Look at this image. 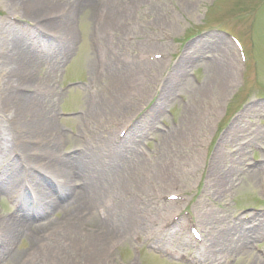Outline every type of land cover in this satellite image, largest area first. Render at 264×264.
<instances>
[{
  "label": "bare ground",
  "instance_id": "bare-ground-1",
  "mask_svg": "<svg viewBox=\"0 0 264 264\" xmlns=\"http://www.w3.org/2000/svg\"><path fill=\"white\" fill-rule=\"evenodd\" d=\"M7 2L12 9L19 10V13L27 18L45 13L32 19L29 27L32 28L33 24L38 23L35 25H40L48 32V36L38 35V41L50 39L55 42L56 46L53 49L57 50L56 57L60 61L56 59L54 62L51 52L41 53L38 46H27L23 43L24 35L20 31L12 34L10 40L9 26L14 27L13 23L10 22L6 28L5 26L0 28L3 30L0 32V195L6 194L19 201L18 207L12 212L0 215V255L4 259L1 264H109L113 256L110 255L108 244L120 236V232L129 234L131 230L144 231L142 223H139L141 213L144 215V211L146 214L154 209L151 205L153 194L148 192L146 179L156 178L163 187L168 186L170 182L166 167L160 168V163L159 167L146 165L144 158L137 155L135 152L137 134L162 118L165 106L175 103L171 93L177 88L178 83L183 86L182 88L200 95L209 89H216L217 96L227 92L233 83L236 61H223L220 68L210 63L197 65V62L192 60V53L186 52L176 61L173 68H167L163 66L164 64L161 67L156 65L157 75L163 71L165 73L166 70L169 74L165 76L167 83L155 85L153 82L156 78L155 73H144L142 61L132 63L129 71L123 64L120 72L115 74L112 68L115 62L121 63V59L119 61L109 56L111 59L107 61L98 60L91 49L98 37L95 38L89 33L86 50L80 56L82 61L86 59L90 72H93L96 66L109 72L104 78L103 87L105 91L103 93L108 99L105 96H96L94 100L85 101L88 115L83 119L80 116L75 119L82 120L85 125L90 120H97L94 121L96 125L92 131H81L76 138H70L55 129L54 116H51L48 105L50 101L45 99L47 96L51 97L49 92L53 89L52 77L48 75L39 80L37 70L43 64L57 70L67 58L71 45L77 40L76 35H71L73 17L90 8L93 18L97 20L96 10L100 9L101 18L104 20L100 29L101 34L105 35V29L115 26V20L119 15L124 14L126 8L136 0H126L122 6L113 3V0H7ZM184 7L188 10L190 5L184 3ZM9 44L11 49L8 47ZM134 46L138 49L149 45L141 39L137 40ZM191 48L197 52L204 49L199 43ZM210 48L217 51L219 45ZM210 48L207 47L205 50ZM109 50L108 44L107 51ZM95 60H98V63L95 64ZM188 66H198L201 70L210 72L206 79L212 78L213 82H205L201 89L194 87L182 74L184 68ZM154 86H157L156 99L136 118L135 114L145 105L148 92L155 89ZM190 108L189 105L183 106L181 112V122L187 126L197 121V118L192 116ZM125 114L129 117L134 116L133 125L126 135L116 139L115 129L110 128L109 119L124 117ZM87 117L89 118L86 119ZM80 126H83L82 123ZM178 129L173 128L168 133L161 134L162 143L182 139L186 130L182 132ZM241 129L240 120L233 121L227 133L220 139L219 146L214 149L207 166L206 185L203 191L209 199L222 196L230 181L240 172L246 173L248 180L260 177L258 168L264 166V163L252 165L247 170L242 167L241 158L247 154L250 140L237 147L239 151L237 157L232 159L229 165L233 169L228 171L229 161L222 148L228 144L233 145ZM256 131L257 135L254 138H264V129ZM9 133L13 139H10ZM61 143L62 146L65 143H75L78 147H74L72 152L66 155L60 151ZM158 148L164 152L160 155L159 162L164 156L173 159V152H167L164 145ZM189 152L193 158L200 153L194 148H190ZM21 162L25 165L21 166ZM30 190L35 193L45 190L47 192L31 198ZM99 200L105 204V210L102 212L98 211L99 203L101 204ZM58 211L61 212V216L53 219L51 214ZM32 212L43 217L44 221L34 225L30 218ZM199 213L202 216V212ZM209 220L203 219L207 223ZM258 221L245 230L241 221L229 223L225 216L216 221L210 220V228L206 231L204 254L213 252L218 238L221 247H234L231 251L238 250L240 251L238 254H242L243 247L238 246L240 239L242 241L259 239L264 233V216ZM26 228L35 232V239L25 254L14 261L11 247L15 240L23 237L28 230ZM150 228L146 227L148 231ZM150 233L152 232L146 234L147 238H153ZM50 234L61 240L60 246L50 243L52 239L54 240ZM175 241L186 244L179 236ZM250 257L254 263L259 262L256 255L252 254Z\"/></svg>",
  "mask_w": 264,
  "mask_h": 264
},
{
  "label": "rangeland",
  "instance_id": "rangeland-1",
  "mask_svg": "<svg viewBox=\"0 0 264 264\" xmlns=\"http://www.w3.org/2000/svg\"><path fill=\"white\" fill-rule=\"evenodd\" d=\"M125 1L113 0V3H119L122 6ZM184 3L190 5L188 10L184 7ZM90 11V8L86 9L71 20V35H76L77 40H74L69 55L59 69L52 70L47 64H43L37 70L39 80L48 75L52 77L53 89L49 92L51 97L45 95V99L50 101L48 105L51 116H54L55 129L62 131L70 138H76L81 131L89 132L94 129L97 120H94L95 122L90 120L85 125L82 120L75 118L80 116L83 119L88 115L86 100L105 96L104 78L109 72L98 66L90 72L86 59L84 61L81 59L87 47L89 33L95 38L98 37L91 47L92 53L96 58L98 57V60L107 61L111 59L110 57L121 59V63H114L112 69L115 74L120 72L123 64L129 71L132 63L142 61L144 73H155L156 78L153 81L155 85L167 83L165 76L169 74L166 70L165 73L163 71L157 75L156 65L161 67L164 64L163 66L167 68H173L176 61L186 52L192 53V60L196 61L197 65L210 63L220 68L223 61H236L233 83L227 92L217 96L216 89H209L200 95L190 89L182 88L183 86L178 83L177 88L171 93L175 103L165 106L163 117L139 132L141 136L137 134L135 147L137 155L144 158L146 165L166 167L170 182L168 186L163 187L156 178L155 180L153 177L146 179L148 192L153 194L151 205L154 209L146 214L144 211V215L141 213L139 223H142L144 231L131 230L129 234L120 232L121 235L108 244L110 255L113 256L109 264H264V233L259 239L251 238L246 241L240 239L238 246L243 247L242 254H238L240 253L238 250L231 251L234 247H221L219 238L214 247V249L217 248L216 251L213 249L212 253L203 254L210 220L216 221L225 216L229 223L241 221L246 230L264 216V196L259 190V185H264L263 166L258 168L260 172L258 178L248 180L247 174L243 172L234 176L219 198L209 199L203 193L211 156L233 121L239 119L242 129L234 139L233 145L228 144L222 148L229 161L228 171L233 169L229 165L231 160L237 157L239 152L237 147L249 140L251 142L246 150L247 154L241 158L243 169L251 168V164L255 163L254 158L264 159V138H254L257 135L256 130L264 129V0H136L126 8L124 14L119 15V18L115 20V26L105 29V35L101 34L100 29L104 21L101 18L100 9L96 10L97 20L93 18ZM19 12L12 9L7 0H0V28L4 26L6 28L10 22L13 23L14 27L9 26L10 40L12 34L20 31L24 35L23 43L27 46H38L41 53L51 52L54 56L53 61L59 62L60 59L56 57L57 50L53 49L56 46L55 42L50 39H45L43 43L36 42L38 38L35 37L39 33L37 30L48 32L40 25H35L38 23L33 24L32 28L29 27L32 19L45 13L27 18ZM0 32L3 30L0 29ZM228 33L235 35L242 42L245 53H248L246 64L240 60L238 50L235 49ZM118 39L120 41H117ZM141 39L149 46L135 48L134 43ZM196 43L202 44L203 51L197 52L191 48ZM108 44L109 51H107ZM10 45L9 49L12 48ZM213 45H219V49L217 51L211 49ZM207 47L210 49L205 50ZM108 53L110 54L107 55ZM154 53L161 54V58L155 61L156 64L148 62L145 58L146 54ZM98 60H95V64ZM51 71L52 74H50ZM182 74L190 84L199 89L205 82H213L212 76L210 80L206 79L210 72L201 70L198 66H188L184 68ZM154 87L155 89L148 92L145 105L141 106L135 114L136 118L156 99L157 86ZM105 98L108 99V96ZM187 105L191 107L192 116L197 118V121L191 122L188 126L181 122L182 107ZM123 116L109 119L110 128L115 129L116 139L121 129L129 123L133 125V119H135L134 116L129 117L126 114ZM81 123L83 126H80ZM173 128H179L178 131L182 132L186 130L183 138L162 143L161 134H166ZM8 136L13 139L10 133ZM62 144L60 151L66 155L77 146L75 143H65L64 146ZM162 145L167 152H173L172 160L164 156V159L159 162V157L164 152L158 146ZM190 148L198 149L199 155L193 158L189 152ZM158 163H160L159 166ZM24 165L21 162V166ZM176 190L186 197V203L172 204L169 201L164 203L159 201L161 195L177 192ZM45 192L47 191L33 193L35 196ZM99 202L101 204L99 203L98 211L102 212L105 210V204L101 200ZM16 207H18L17 199L8 197L6 194L0 195V215H6ZM252 207L259 211L254 212ZM184 210L190 211L189 214L203 229L201 234L204 237L202 236L203 241L200 246L195 247L194 241L186 233V216L189 214H184ZM199 212H202V216ZM60 216V211L51 214L53 219ZM30 218L34 225L44 221L43 217L35 213H31ZM203 219L210 220L207 223ZM148 226L151 227L150 236L152 234L153 238H147L146 234L150 232L146 229ZM182 234H186L187 239ZM35 235L32 229H28L23 237L14 241L11 247L14 261L25 254L26 249L34 241ZM50 235L54 238L50 243L58 246L61 240L59 241L54 234ZM178 236L183 238L186 244L181 241L176 242ZM252 254L257 256L258 263H254L255 261L250 257ZM2 257L0 255V264L4 261Z\"/></svg>",
  "mask_w": 264,
  "mask_h": 264
}]
</instances>
